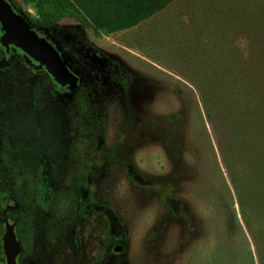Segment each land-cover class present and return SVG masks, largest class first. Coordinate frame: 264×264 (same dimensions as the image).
I'll use <instances>...</instances> for the list:
<instances>
[{"label": "rangeland", "instance_id": "obj_1", "mask_svg": "<svg viewBox=\"0 0 264 264\" xmlns=\"http://www.w3.org/2000/svg\"><path fill=\"white\" fill-rule=\"evenodd\" d=\"M14 1L30 26L63 54L78 83L74 90L60 86L21 50L4 45L0 30L3 186L26 184L30 197L37 190L47 201L48 193L58 198L74 176L85 177L86 184L77 186L89 201L83 214L73 199L0 197V264L5 221L18 236L16 264H97L103 220L113 214L125 234L115 252L119 264H259L218 151L211 125L218 122L206 117L199 96L198 88L209 102L197 38L213 12L239 14L235 8L256 0H174L113 33H94L75 16L56 19L49 5L39 10ZM72 31L79 34L76 41L86 40L129 72L128 91L109 78L102 57L72 45L65 35ZM80 105L105 122L110 159L100 152ZM224 136L221 131L219 141ZM131 167L135 183L125 175ZM168 193L182 211L168 210Z\"/></svg>", "mask_w": 264, "mask_h": 264}, {"label": "trees", "instance_id": "obj_2", "mask_svg": "<svg viewBox=\"0 0 264 264\" xmlns=\"http://www.w3.org/2000/svg\"><path fill=\"white\" fill-rule=\"evenodd\" d=\"M8 1L16 12H20L17 2ZM23 1L33 3L39 10L51 6L50 14L56 19L64 16L79 17L94 33H113L137 25L174 0ZM234 10H239V14L236 11L213 12L210 15L213 20L197 37L202 45L201 58L205 64L202 81L206 83L203 86L207 93L205 98L209 102L204 100L205 94L200 88L198 91L205 105L206 117L218 122L211 124L216 133L218 151L233 187L239 213L254 239L258 262L264 264V0H256L253 4ZM44 16L47 17V14L44 13ZM65 35H69L72 45L93 51L94 57H102L109 78L117 81L123 91H128L131 77L118 61L102 55L86 40L76 41L79 37L77 32H66ZM78 112L90 120L100 152L106 159H110L105 140L106 124L102 117L90 114L83 105L79 106ZM221 131L225 132V136L219 141ZM227 149L229 152L226 154ZM125 175L131 183H135L137 171L134 168H127ZM85 181V177L80 179L74 176L69 187L58 198L56 194L48 193V200L43 201L44 192L37 190L33 197L43 203L73 199L77 211L84 214L89 199L80 194L78 186L83 182L85 185ZM29 192L26 184L11 188L3 186L0 176L1 199L33 201ZM164 197L171 213L182 211L180 201L172 193ZM103 225L101 257L97 264H119L120 253L115 254L117 251L114 249L116 245H124L125 242V234L119 230L121 221L118 215L113 214L112 218H104ZM111 256L114 262L108 261Z\"/></svg>", "mask_w": 264, "mask_h": 264}, {"label": "water", "instance_id": "obj_3", "mask_svg": "<svg viewBox=\"0 0 264 264\" xmlns=\"http://www.w3.org/2000/svg\"><path fill=\"white\" fill-rule=\"evenodd\" d=\"M0 30L4 45L20 49L44 67L60 86H67L69 90L77 87L78 77L70 69L63 54L47 38L40 36L21 14L13 10L8 0H0ZM1 241L6 264H16L20 244L15 237L13 223L5 222ZM114 250L119 251V246Z\"/></svg>", "mask_w": 264, "mask_h": 264}, {"label": "flooded vegetation", "instance_id": "obj_4", "mask_svg": "<svg viewBox=\"0 0 264 264\" xmlns=\"http://www.w3.org/2000/svg\"><path fill=\"white\" fill-rule=\"evenodd\" d=\"M9 2V1H8ZM10 3V2H9ZM14 10V9H13ZM10 46H12V45H10ZM12 47H14V46H12ZM14 48H16V47H14ZM18 49V48H17ZM20 50V49H19ZM64 87H67V86H64ZM17 206V205H16ZM15 208V205H11L10 206V209H14ZM5 222H9V221H5ZM5 222H4V225H5ZM10 223H12V222H10ZM13 227H14V224H13ZM3 232H4V229H3ZM14 232H15V237H16V239L18 240V236H17V233H16V231H15V227H14ZM3 234V233H2ZM2 236V235H1ZM18 242H19V240H18ZM1 243H2V241H1ZM116 246H119V245H116ZM115 246V247H116ZM2 249V248H1ZM2 254H3V252H2ZM19 254V253H18ZM4 255V254H3ZM18 256V255H17ZM17 256H16V260H17ZM4 259H5V256H4ZM16 263H17V261H16ZM5 264H6V261H5Z\"/></svg>", "mask_w": 264, "mask_h": 264}]
</instances>
